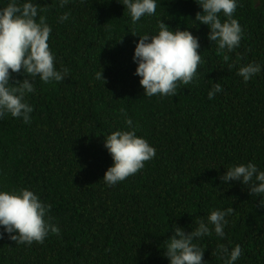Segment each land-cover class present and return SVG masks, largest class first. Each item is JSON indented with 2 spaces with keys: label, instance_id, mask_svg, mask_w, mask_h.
Instances as JSON below:
<instances>
[{
  "label": "trees",
  "instance_id": "obj_1",
  "mask_svg": "<svg viewBox=\"0 0 264 264\" xmlns=\"http://www.w3.org/2000/svg\"><path fill=\"white\" fill-rule=\"evenodd\" d=\"M36 2L48 9L56 66L70 71L59 83L37 78V92L28 97L30 124L11 116L0 120V187L38 192L52 205L60 234L31 246L5 235L0 264H169L163 247L174 224L190 231L194 218L230 206L225 237L213 233L199 241L205 264H223L218 243L241 245L236 264H264L260 198L219 179L233 163L252 161L264 169V73L247 83L236 74L239 63L264 64V0H240L234 16L244 34L228 62L207 39L208 27L193 25L202 11L195 0H157L156 14L142 17L137 33L155 34L160 20L173 29L187 27L199 37L204 60L197 81L163 98L143 95L132 59L139 36L129 32L130 15L119 0H70L63 9L55 0ZM64 11L71 17L58 23ZM100 70L105 82L95 79ZM23 78L12 73L10 82ZM213 82L224 91L210 100ZM125 115L156 155L108 186L103 175L113 161L103 140L126 128Z\"/></svg>",
  "mask_w": 264,
  "mask_h": 264
},
{
  "label": "clouds",
  "instance_id": "obj_2",
  "mask_svg": "<svg viewBox=\"0 0 264 264\" xmlns=\"http://www.w3.org/2000/svg\"><path fill=\"white\" fill-rule=\"evenodd\" d=\"M58 8H65L70 0H55ZM127 9L133 28L131 32L139 36L135 42L133 61L135 75L143 95L173 97L180 86L197 81L198 66L204 63L199 37L188 28L175 29L162 20L155 34H138L135 25L142 17L156 14L157 0H119ZM202 11L195 15L197 22L209 29L207 39L216 45L217 55L225 62L228 53L240 47L243 28L234 13L240 0H195ZM48 9L40 7L36 0H0V120L8 116L20 119L24 124L32 121L33 106L29 103L30 94H35L36 80L47 84L62 82L69 75V68L56 66L55 52L50 48L49 38L52 27L45 14ZM71 17L70 11L62 12L58 23ZM239 62V57L237 63ZM235 66L229 63V69ZM264 64L256 61L239 63L236 74L243 82L258 76ZM12 73H20L24 78L11 83ZM96 80L105 82L102 70L95 74ZM219 82H213L208 90V99L223 92ZM126 128H119L104 136L103 145L111 155L113 163L107 168L103 180L108 186H115L127 177L136 174L145 162L156 155L155 147L138 135V125L125 115ZM220 175L222 184L238 182L247 187L252 197H259V206L264 208V169L256 163H233ZM52 205L43 200L38 192L27 186L11 189L0 187V239L7 235L17 245L31 246L33 242L43 243L50 235H59L60 228L50 215ZM232 206L213 208L206 219L194 218L190 231L174 224L173 234L166 239L164 256L169 264H205V248L199 241L206 236L225 237L228 217L233 214ZM194 225V226H193ZM216 255L223 264H236L242 255V247L236 244L229 247L218 243Z\"/></svg>",
  "mask_w": 264,
  "mask_h": 264
}]
</instances>
